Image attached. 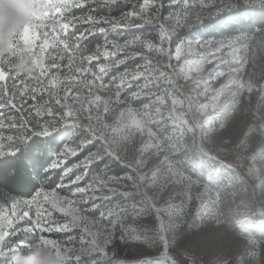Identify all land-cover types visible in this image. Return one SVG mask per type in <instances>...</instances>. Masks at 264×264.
<instances>
[{
	"label": "rangeland",
	"instance_id": "1",
	"mask_svg": "<svg viewBox=\"0 0 264 264\" xmlns=\"http://www.w3.org/2000/svg\"><path fill=\"white\" fill-rule=\"evenodd\" d=\"M118 1L131 8L124 14L139 18L121 15L113 25H98L105 28L101 45L107 39L117 42L122 55L141 54L119 71L149 59L160 70L153 77L160 86L149 91L161 96L144 119L120 103L113 107L101 101L110 109L108 118L118 137L114 146L129 164L136 162L139 171H133L140 184L134 193H110L88 206L89 219L98 225L93 244L107 255L98 252L83 264H167L169 251L178 264H188L184 257L191 264H264V29L219 39L201 35L205 22L234 17L239 0ZM92 2L113 4H88ZM33 10V20L19 33L0 36V62L26 60L18 67L24 71L11 77L8 86L46 89V107L53 112L62 111L56 101L69 91L78 94L81 107L111 98L114 89L92 85V77L77 71L83 65L64 35L68 24L77 21L58 15L47 23L54 14ZM158 33L163 38L159 52L145 51L139 40L137 46H127L133 37L156 41ZM56 57L68 64H51ZM118 59L120 55L112 62ZM133 103L140 108L149 102ZM152 120L159 121L152 125L153 133L145 127ZM111 171L126 170L113 165Z\"/></svg>",
	"mask_w": 264,
	"mask_h": 264
},
{
	"label": "snow or ice",
	"instance_id": "2",
	"mask_svg": "<svg viewBox=\"0 0 264 264\" xmlns=\"http://www.w3.org/2000/svg\"><path fill=\"white\" fill-rule=\"evenodd\" d=\"M117 2L112 0V3ZM75 7L87 11L88 0H79L78 4L67 9L73 20L85 25L81 29L72 24L70 33H64L65 36L71 35L72 47L76 49L74 56L87 43L89 36L105 31L98 25H113L116 19L91 14L76 17L72 11ZM125 15L139 18L135 13L122 14ZM166 38L170 43L171 34ZM137 40L147 52L162 49L160 33L156 41L133 37L131 43L126 42L127 46H137ZM122 52L117 42L105 39L93 50L79 53L83 67L77 70L78 73L92 77V85L99 83L114 89L111 98L101 97L86 107L76 103L77 93L69 91L56 101L62 111L53 112L51 107H46L50 104L46 89L29 88L27 84H13L10 88L7 80L0 81L3 89L0 91V161L18 159L37 139L51 145L43 159H32L31 172L17 175L13 168L0 177V264H11L17 253H27L37 247L52 249L62 264H83L85 259L98 252L101 256L107 255L106 250L93 244L98 225L89 219L88 206L109 198L110 193H134L140 178L133 171L134 167L139 171L136 162L129 164L114 146L118 137L108 118L110 109L102 106L101 101L107 100L113 107L120 103L144 119L146 115H152V102L161 96V93L149 91L160 86V79H153L159 68H154L149 59L143 58L141 63L119 71L121 65L141 57L140 53L122 55ZM117 55L120 59L113 63ZM134 84L135 90H132ZM134 100L149 103L136 108ZM158 122L152 120L145 127L153 133L152 125ZM152 139L155 143V138ZM113 165L126 171L115 173L111 171ZM90 172L91 179L82 183ZM13 180L30 185L29 195L20 198ZM168 255L167 264H178L170 251ZM184 259L191 264L187 257Z\"/></svg>",
	"mask_w": 264,
	"mask_h": 264
},
{
	"label": "trees",
	"instance_id": "3",
	"mask_svg": "<svg viewBox=\"0 0 264 264\" xmlns=\"http://www.w3.org/2000/svg\"><path fill=\"white\" fill-rule=\"evenodd\" d=\"M71 0H52L47 4H42L41 1L33 0V8L39 9L38 13H42L43 11H47L46 14H54L52 18L47 20V23L56 19L58 15H65L67 17H71L68 14L67 9L71 7ZM90 1V0H88ZM168 2L173 1H187L190 3H198V2H211L214 0H165ZM246 1V2H244ZM260 0H239L237 8L235 9L234 17L227 20L228 22L219 23L220 20H224L223 17H217L213 20L204 23V28L200 30L201 35L204 38L208 39H219L222 37H234L239 34H251L255 29H264V4H257ZM78 4L79 2H75ZM93 8L96 11H91ZM130 7L126 6L125 2L118 1L113 4H104V3H96L92 2L88 4V10L77 7V9L73 10V13L76 17H80L82 14L87 16L91 14L93 17H104L106 19H112L113 17L119 18L122 14L130 11ZM58 11V12H57ZM77 28H83L85 25L80 23H73ZM70 25L68 24L69 28ZM102 26V25H101ZM70 33V30L67 32ZM68 39L67 45L72 47V39L71 35L66 36ZM104 38L103 33H97L94 36H89L87 43L79 50V53H84L93 50L97 45H101L102 39ZM52 47H50L51 49ZM72 49H75L72 47ZM76 50V49H75ZM51 51V50H50ZM50 53V52H49ZM53 53V52H52ZM78 53V54H79ZM51 54V53H50ZM49 55V54H48ZM52 55V54H51ZM57 56V55H56ZM51 64L58 63L59 66H66L68 64V60L65 58L62 61H58L57 57L55 59H51ZM26 60L22 59H14L10 61L8 64H4L0 62V68L3 70L5 75V80L9 84L11 77H16V75L22 73L25 68L20 70V66L24 65ZM27 68V67H26ZM7 71H11V74L8 75ZM13 71V72H12ZM26 77V75L24 74ZM11 85V83H10ZM51 147L50 144L42 142L40 139H37L35 143L32 144L31 149L27 151L23 156H20L18 159H8L6 161H0V177H3L10 169H15L17 175H24L26 172H31V164L32 159L39 157L43 159L45 154H47L48 149ZM217 162L213 161L212 166H216ZM241 174V172H240ZM195 175V174H193ZM202 182L207 180V175L202 174L200 178ZM15 186L16 193L19 194L20 198L26 197L29 195L31 191V186L26 185L24 183H17L15 180L12 181Z\"/></svg>",
	"mask_w": 264,
	"mask_h": 264
},
{
	"label": "clouds",
	"instance_id": "4",
	"mask_svg": "<svg viewBox=\"0 0 264 264\" xmlns=\"http://www.w3.org/2000/svg\"><path fill=\"white\" fill-rule=\"evenodd\" d=\"M33 18V0H0V36L5 39L19 33ZM11 264H62V261L52 249L37 247L17 253Z\"/></svg>",
	"mask_w": 264,
	"mask_h": 264
}]
</instances>
